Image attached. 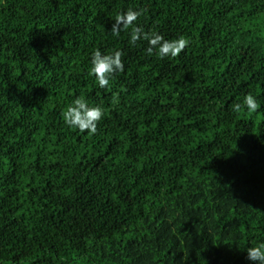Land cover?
Instances as JSON below:
<instances>
[{"label": "trees", "instance_id": "obj_1", "mask_svg": "<svg viewBox=\"0 0 264 264\" xmlns=\"http://www.w3.org/2000/svg\"><path fill=\"white\" fill-rule=\"evenodd\" d=\"M129 9L188 46L113 36ZM96 50L123 52L105 88ZM77 98L95 134L64 122ZM260 243L264 0H0V264H254Z\"/></svg>", "mask_w": 264, "mask_h": 264}, {"label": "clouds", "instance_id": "obj_2", "mask_svg": "<svg viewBox=\"0 0 264 264\" xmlns=\"http://www.w3.org/2000/svg\"><path fill=\"white\" fill-rule=\"evenodd\" d=\"M145 12L144 9L132 10L118 13L110 29L113 36H119L122 30L131 29L130 44L135 46L137 41H147L149 47L146 49L148 55H152L153 50L158 47V55L161 59L171 56L176 58L188 46L189 41L183 36L176 40H165L163 36L156 32H146L142 27L134 26L138 18ZM122 51H115L112 54L102 55L99 50L93 52L91 57L90 75H94L101 88H105L110 83V78L114 73L122 72L124 65L122 62ZM244 106L250 111L258 110L259 105L252 95L244 97ZM233 110L240 112L242 106L236 104ZM64 122L69 127L77 128L80 132H89L95 134L97 123L103 117V111L100 107H89L83 99L77 98L73 105L69 106L63 114ZM247 259L254 264H264V243L256 247L248 248Z\"/></svg>", "mask_w": 264, "mask_h": 264}]
</instances>
